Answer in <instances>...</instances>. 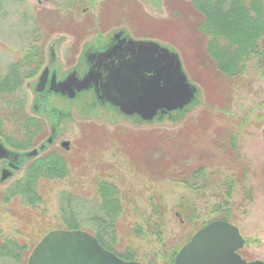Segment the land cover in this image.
Listing matches in <instances>:
<instances>
[{
  "label": "rangeland",
  "instance_id": "rangeland-1",
  "mask_svg": "<svg viewBox=\"0 0 264 264\" xmlns=\"http://www.w3.org/2000/svg\"><path fill=\"white\" fill-rule=\"evenodd\" d=\"M135 1L121 0L122 13L117 19L132 32L135 30L129 24L131 19L137 29L146 27L144 22L161 26L169 19L172 20L169 9L171 0H163L161 7L150 0ZM44 4L43 10L55 11L63 9L66 0L44 1ZM5 5V14L0 18V78L5 75L10 64L20 58L29 42L34 40L35 33L39 36L38 41V37L34 40L35 43L38 46L43 44L45 48L46 64L49 45L56 42L59 54L57 67L62 74L73 67L65 58L73 43L72 36L66 34L72 27L64 22L65 15L58 16L57 22L52 19L51 14L46 18L42 17L37 6L38 0L8 1ZM135 9L139 20L131 16L133 14L135 17ZM164 30L165 27L154 30L155 38L178 49L179 45L173 44L170 37L163 33ZM197 85L200 88L198 103L182 120L166 119L153 124H139L132 118L113 116L111 111L82 109L85 102L81 98L70 103L54 96L50 99L51 106L72 111V115L63 119L58 115L45 118L50 126L51 123H59L58 145L70 143L73 150L81 137L79 124L85 121L98 127L105 126L112 131L122 126L135 130L155 128L175 132L182 129L189 116L203 108L206 95L202 85ZM26 87L28 108L31 111L35 94L28 84ZM218 94L215 93L214 97ZM230 99L232 108L228 115L231 127L238 133L242 162L231 165L229 162L214 163L208 169L210 183L204 188L192 189L169 178L152 180L140 173L124 152L116 148L107 149L101 143L90 144L93 147L89 146L88 151L83 152L81 164L71 162L68 176L64 180L41 182L42 201L37 206H29L20 198L8 201L2 196L16 180L23 177L25 169L5 181L1 180L0 174V264H29L35 247L50 231L74 230L67 227V221L71 218L81 226L78 229L103 237L107 243L104 246L108 250L118 255H133L131 260L142 264H172L177 253L176 262L178 253L195 233L217 219L227 218L240 227L242 234L246 236V245L242 251L244 256L249 260H264V38L260 40L258 51L249 63L244 84L230 94ZM136 125L141 126L139 128ZM212 137L213 135L203 138L202 141L212 145ZM95 178H102L116 185L127 211V215L120 217L122 228L117 235L108 236L102 230L99 220L102 215V199L94 182ZM64 191L65 194L71 193L76 200L69 202V209L68 204L66 205L67 198L65 194L62 195ZM158 198L161 201L159 212L155 211L159 207L156 205L160 204ZM136 230L141 232L137 233ZM113 236H117L115 244L106 238ZM15 242L22 248L20 254L11 256L3 251V245Z\"/></svg>",
  "mask_w": 264,
  "mask_h": 264
},
{
  "label": "trees",
  "instance_id": "trees-1",
  "mask_svg": "<svg viewBox=\"0 0 264 264\" xmlns=\"http://www.w3.org/2000/svg\"><path fill=\"white\" fill-rule=\"evenodd\" d=\"M8 1L22 0H0V18L5 14ZM169 9L172 20L161 26L144 22L149 27L146 34L155 37L154 30L165 27L163 33L173 44L179 45L177 50L189 77L204 89L203 108L189 116L182 129L175 132L122 126L112 131L105 126L82 122L75 150L71 146L70 150L51 152L30 163L27 174L16 180L2 194L3 198L8 201L20 198L29 206L41 204L43 181L64 180L70 163L81 164L83 152L93 147L90 144L101 143L107 149L121 150L140 173L152 180L169 178L192 189L204 188L210 183L208 169L214 163L242 162L238 133L231 127L228 115L232 108L230 94L244 84L249 63L264 38V0H171ZM36 41L29 42L20 58L14 60L0 78V130L7 133L12 145L21 149L35 147L48 131L45 119L31 116L27 111L26 85L43 66V44L38 46ZM215 93H219L217 97ZM136 126L140 128L141 125ZM212 135V145L202 141ZM94 182L102 199L99 219L102 230L108 236L117 235L122 228L120 217L127 215L118 188L102 178H95ZM65 197L69 209V202L76 200L71 193ZM158 203L156 206H161L160 200ZM160 206L155 211L159 212ZM67 227L81 228L73 218L68 219ZM95 236L103 245L107 244L103 237ZM106 238L117 243V236ZM5 245L2 246L5 253L11 256L21 253L18 243ZM176 254L172 264H176ZM119 255L133 259L128 253Z\"/></svg>",
  "mask_w": 264,
  "mask_h": 264
},
{
  "label": "water",
  "instance_id": "water-1",
  "mask_svg": "<svg viewBox=\"0 0 264 264\" xmlns=\"http://www.w3.org/2000/svg\"><path fill=\"white\" fill-rule=\"evenodd\" d=\"M129 47L117 48L116 65H94L82 79L74 72L57 82L49 92L74 99L77 93L96 89L97 101L109 104L123 117L137 123L153 124L166 119L183 118L198 103L200 88L192 83L180 52L158 40H131ZM46 68L36 85L43 91L48 80ZM76 75L72 76V75ZM51 141V140H50ZM65 146L69 147L70 143ZM39 153L28 152V157ZM20 154L0 142V158L13 163ZM12 173L4 171L5 181ZM245 244L239 228L223 219L215 220L199 230L178 253L177 264H264L249 262L238 250ZM29 264H142L126 260L106 249L85 230L58 229L50 231L35 247Z\"/></svg>",
  "mask_w": 264,
  "mask_h": 264
},
{
  "label": "flooded vegetation",
  "instance_id": "flooded-vegetation-1",
  "mask_svg": "<svg viewBox=\"0 0 264 264\" xmlns=\"http://www.w3.org/2000/svg\"><path fill=\"white\" fill-rule=\"evenodd\" d=\"M44 1L50 2L52 0H38L37 6H39V10L41 11L42 17L44 16L46 18L47 15L51 14L50 16L53 17L52 19L57 22L58 16L63 17L61 15H65L64 22H67L72 27V30L70 32H66V34L72 36L73 43L68 50V52L70 53L67 52L65 58L67 63L71 64V66L73 67L64 72L63 74L62 71L57 67V63L59 61V54L57 52L56 42L49 45V52H47L48 63L46 64L44 56L46 55V53L45 48L43 47L44 50L42 69L37 74V76H35V78L31 79L27 83L28 86L33 89L35 94L31 105V111L28 108L29 105L27 106L28 113L31 116H34L36 118H42L45 120V117L49 115H58L60 119L68 117L69 114L71 116L72 111L67 112L51 106L50 99L54 96L61 97L63 98V100H66L70 103L73 102L75 98H81L82 101L85 102L83 106H81L82 109H93L94 111L101 109L104 111L113 112V116L117 115V111L111 105H103L100 102L95 103V101H97V93L95 88L77 93V96L74 99H71L67 96H62L61 94H56L54 92H49L54 75L56 76L57 82L65 80L74 72H77L79 78L82 79L96 64H101L102 67L116 65L121 61L120 58L116 57L115 52L117 48L129 47V43L131 40H158L163 44L166 43L159 39H156L155 37L147 35L146 32L148 31L149 27L142 28V30L137 29L138 27L136 28L135 23L132 21V19L129 21V24L132 28L134 27V32H132L129 27L124 26V24L119 22L117 19L121 16L123 7V3L121 2V0H66L67 8L65 5L63 6V9H56L55 11L43 10L42 7L45 6ZM144 1L148 2L149 0ZM150 1L156 2L158 6L163 3V0ZM124 4L127 5V3L125 2ZM135 7H137V3H135ZM133 13H135V17H133V14H131L132 18L138 19L137 10ZM108 15L109 17H107ZM42 21H44V18L42 19ZM39 23H41V21H39ZM35 35L36 36L34 40L36 39V37H38L36 40H39V36H37V34ZM47 36L48 35H46V38ZM46 68H48L47 83L43 91H37L36 85L39 82L40 77ZM72 76L77 77L75 74ZM33 81L35 83H32ZM58 125L59 123H51L50 126L49 122L47 121L49 133L47 132L46 135H44L43 138L35 145V147H32L30 149H21L15 147L11 144L12 140L9 139L7 133L0 130V142L9 150L20 154L18 161L15 163H13L12 160L9 158H0L1 177L3 176L4 171L6 170L7 172L12 173L9 178L14 177L16 172L22 171L23 169H25L24 175H26L28 165L38 160L43 155L49 154L51 152H57L61 149L70 150L71 146L68 149L63 145L59 146L57 143V140L59 138ZM34 149H38L39 153L35 156L28 157L26 154ZM240 232L242 234L241 229ZM243 237L246 236L243 235ZM243 248L239 250V253L248 261H252L249 260L246 256H244L242 252Z\"/></svg>",
  "mask_w": 264,
  "mask_h": 264
}]
</instances>
